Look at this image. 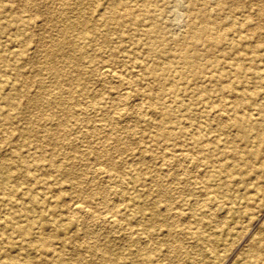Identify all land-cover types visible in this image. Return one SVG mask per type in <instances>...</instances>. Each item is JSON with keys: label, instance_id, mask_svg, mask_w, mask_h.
<instances>
[{"label": "bare ground", "instance_id": "1", "mask_svg": "<svg viewBox=\"0 0 264 264\" xmlns=\"http://www.w3.org/2000/svg\"><path fill=\"white\" fill-rule=\"evenodd\" d=\"M259 2L0 0V264H264Z\"/></svg>", "mask_w": 264, "mask_h": 264}, {"label": "rangeland", "instance_id": "2", "mask_svg": "<svg viewBox=\"0 0 264 264\" xmlns=\"http://www.w3.org/2000/svg\"><path fill=\"white\" fill-rule=\"evenodd\" d=\"M40 1L44 2L45 4H47V6H50V7H53L54 5H56V0H40ZM245 1H247V2L250 3L251 9L257 8L258 5L260 4L259 0H245ZM171 6H174V4H172ZM179 10L185 11L186 8L185 7H181ZM31 13L32 12L22 13L21 15H28V14H31ZM35 17H36L37 21H39L38 22L39 25H37V26L34 27V31L39 35V37H41L40 34L43 31L40 30V29H42V27L40 26V24H41V22L43 23L44 20L42 19L43 17H42V15L40 13L37 14ZM165 22H166V24L169 27V30L171 32V35H170L171 36V40H173L175 38H178V37H182V35L185 34V31H186V21L184 19H180V18L177 17L176 10L175 11H172V9H171V10L168 11ZM38 42L37 41H34V43L32 45L33 46H37L38 48H43L42 46L44 44L42 42L41 43H38ZM32 68L33 67H29V70H32ZM94 134L89 137V139H88L89 141H95L96 139L99 138V136H97V134L96 135H94ZM85 149H86V147L85 146L84 147L82 146V150H85ZM89 162H90V166L92 164L93 165L95 164V161L94 160H91ZM163 184H164V186L170 187L171 189L174 190L176 188L177 182L174 181V180H172V179H169V180H166L165 179L163 181ZM261 199H260V202H259V204H261V205L258 204L257 205V208L255 209V213H254L255 214V217H253L254 219L253 218L252 219L250 218V219H247V220L243 221V223H242L243 224L242 226L249 227L250 230L252 229L251 230L252 232H258L259 231L261 233H264V230L261 229L262 228V224L264 223V196H262ZM168 203L169 204H173L174 202H172V201L171 202L170 201L169 202L168 201H163V205L164 204H168ZM107 232H110V234L116 235V236L126 234V232H122V231L119 232L117 230H115V231L114 230H107ZM249 234H250V232L246 234V230H245L242 233L241 238L239 236L238 238L233 239V240H231L229 242V243H231V246H232L230 248L233 249L232 252H231L233 255H230L231 256L230 257V260H231L230 262H233V260L235 258H238V255H241V253L245 249V242L243 240H245L247 238V236L249 237ZM87 240L88 241H86V239H84V241L90 242L89 239H87ZM234 242H235V244H234ZM232 243H233V245H232ZM125 247H127V246H124L123 245V248H121V247H119V248L120 249H125ZM243 247H244V249H243ZM162 259H164V261L162 262V264H171V257H170V255H168V257L166 259H165V257H163ZM176 264H180V263H176ZM181 264H184V263H181Z\"/></svg>", "mask_w": 264, "mask_h": 264}]
</instances>
